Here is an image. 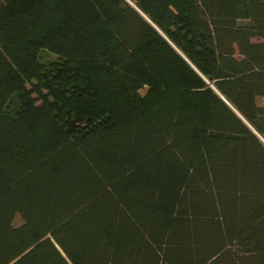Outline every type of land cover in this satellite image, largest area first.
Masks as SVG:
<instances>
[{"label":"trees","instance_id":"obj_1","mask_svg":"<svg viewBox=\"0 0 264 264\" xmlns=\"http://www.w3.org/2000/svg\"><path fill=\"white\" fill-rule=\"evenodd\" d=\"M259 97L264 0H0V264H264Z\"/></svg>","mask_w":264,"mask_h":264},{"label":"rangeland","instance_id":"obj_2","mask_svg":"<svg viewBox=\"0 0 264 264\" xmlns=\"http://www.w3.org/2000/svg\"><path fill=\"white\" fill-rule=\"evenodd\" d=\"M42 58L45 60V61H48V60H51V59H54L55 56L49 52H44L42 53ZM258 104L261 105V106H264V97H259L258 98ZM21 223V219L19 217H16L15 220H14V224L15 225H19Z\"/></svg>","mask_w":264,"mask_h":264}]
</instances>
